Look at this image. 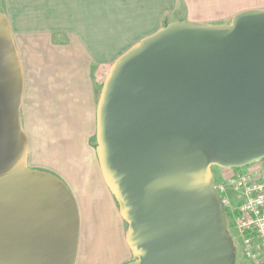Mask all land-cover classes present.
I'll list each match as a JSON object with an SVG mask.
<instances>
[{"label":"water","instance_id":"water-1","mask_svg":"<svg viewBox=\"0 0 264 264\" xmlns=\"http://www.w3.org/2000/svg\"><path fill=\"white\" fill-rule=\"evenodd\" d=\"M168 23L110 67L96 152L128 222L123 264H236L213 167L264 161V8ZM24 73L0 12V264H77L80 216L59 176L28 165Z\"/></svg>","mask_w":264,"mask_h":264},{"label":"crops","instance_id":"crops-1","mask_svg":"<svg viewBox=\"0 0 264 264\" xmlns=\"http://www.w3.org/2000/svg\"><path fill=\"white\" fill-rule=\"evenodd\" d=\"M231 1L243 0H0L24 73L21 123L28 165L58 174L74 194L80 216L77 264L82 251L88 264L133 258L126 222L93 143L110 67L140 40L178 21L184 9L190 22L224 23L237 13Z\"/></svg>","mask_w":264,"mask_h":264},{"label":"built area","instance_id":"built-area-1","mask_svg":"<svg viewBox=\"0 0 264 264\" xmlns=\"http://www.w3.org/2000/svg\"><path fill=\"white\" fill-rule=\"evenodd\" d=\"M216 182L228 218V229L236 247L241 245L244 264H264V162L245 168L225 170ZM238 199L231 212L227 191Z\"/></svg>","mask_w":264,"mask_h":264},{"label":"rangeland","instance_id":"rangeland-1","mask_svg":"<svg viewBox=\"0 0 264 264\" xmlns=\"http://www.w3.org/2000/svg\"><path fill=\"white\" fill-rule=\"evenodd\" d=\"M231 8L235 7V13L236 12H239V11H242V10H245V9H250L251 7H256V6H261L260 8H264V1H237L236 3H234L233 1L230 2L229 4ZM232 11V10H230ZM184 15V14H183ZM182 15V16H183ZM181 16V17H182ZM180 17V19H181ZM233 16H230L229 18H227L225 20L224 23H221V24H228L231 22V19H232ZM179 19V20H180ZM178 20V21H179ZM188 21V20H187ZM176 22V21H175ZM172 23V22H171ZM168 23H166L165 25H167ZM163 28V27H162ZM93 143L95 146H97V139L96 137L94 138L93 140ZM264 162V161H263ZM46 165H48V167H52V168H57V164L54 162V161H47L45 163ZM40 171H43V170H40ZM48 172V171H47ZM51 172V171H50ZM53 173V172H51ZM213 173H214V176H215V179H216V182L218 183H221L223 181V178L222 176L223 175H227L229 176L230 172L229 171H225L224 169L222 168H219L217 166L213 167ZM55 174V173H54ZM58 175V174H56ZM60 178H62L61 176H59ZM63 179V178H62ZM227 196L228 198L230 199V206L228 207V211L231 212L232 208L236 205V203L238 202V199L236 197H234L233 193L231 191H227ZM118 203V202H117ZM119 205V204H118ZM120 207V206H119ZM126 222V226H127V230H128V222ZM127 230H126V235H127ZM133 258H134V255H133ZM81 263L80 264H88V258H87V255H85L82 251V254H81ZM90 263V262H89ZM236 264H244V259H243V256H242V250H241V245L238 244V250H237V254H236Z\"/></svg>","mask_w":264,"mask_h":264},{"label":"trees","instance_id":"trees-1","mask_svg":"<svg viewBox=\"0 0 264 264\" xmlns=\"http://www.w3.org/2000/svg\"><path fill=\"white\" fill-rule=\"evenodd\" d=\"M116 199V198H115ZM116 201L118 202V200L116 199ZM118 204H119V202H118ZM119 206H120V204H119Z\"/></svg>","mask_w":264,"mask_h":264}]
</instances>
